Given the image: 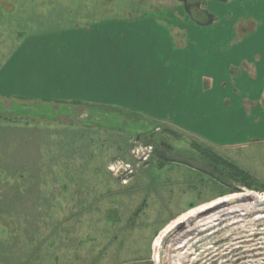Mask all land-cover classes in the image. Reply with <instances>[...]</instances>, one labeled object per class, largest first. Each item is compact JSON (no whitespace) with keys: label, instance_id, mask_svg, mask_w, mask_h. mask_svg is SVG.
Masks as SVG:
<instances>
[{"label":"rangeland","instance_id":"obj_1","mask_svg":"<svg viewBox=\"0 0 264 264\" xmlns=\"http://www.w3.org/2000/svg\"><path fill=\"white\" fill-rule=\"evenodd\" d=\"M255 20L264 0H0V264H157L175 220L264 195ZM85 26L118 49L69 66L96 31L63 30ZM249 211L166 240L163 263L264 264Z\"/></svg>","mask_w":264,"mask_h":264},{"label":"bare ground","instance_id":"obj_2","mask_svg":"<svg viewBox=\"0 0 264 264\" xmlns=\"http://www.w3.org/2000/svg\"><path fill=\"white\" fill-rule=\"evenodd\" d=\"M261 192H248V197L243 198L242 194L240 195L241 197H225L222 199H218L216 201H213L211 203L205 204L203 206L202 209L200 210H204V209H209L212 207H215L217 205L218 208L212 209V211H208L207 213H205L204 215H200L198 217H196L195 219H190V220H185L188 216L195 214L197 211H190L187 214H185L184 216L180 217L179 219L175 220L170 226H168V228L166 230L163 231V233L157 238L156 242H155V247H156V262L157 264H164V256L160 254L161 252V248H163L164 242L166 240H170V242H173L177 239V237L179 236L180 233H183L185 231V229L190 230L193 229L195 227L200 226L202 223L206 222V223H210L212 222L213 219H218V215L221 216L224 214L223 220H227L230 217H237V214L231 216V215H225L229 214V213H235V212H239V216H245L246 214H248V212L250 213L252 211H264V195L260 194ZM243 198V199H241ZM250 201H258V205H253L250 207V205H248L250 203ZM260 201H263L262 204H260ZM222 204V205H221ZM259 209V210H256ZM199 210V211H200ZM243 211V212H240ZM245 211V212H244ZM204 213V212H203ZM217 213V214H216ZM217 215V216H214ZM221 220V221H223ZM219 222L217 223H212L207 227H211V225H217ZM178 225V226H177ZM187 227V228H186ZM204 229V228H203ZM202 229V230H203ZM201 230V231H202ZM199 233L196 232V234ZM193 237V236H192ZM165 238V239H163Z\"/></svg>","mask_w":264,"mask_h":264},{"label":"crops","instance_id":"obj_3","mask_svg":"<svg viewBox=\"0 0 264 264\" xmlns=\"http://www.w3.org/2000/svg\"><path fill=\"white\" fill-rule=\"evenodd\" d=\"M259 11H258V14H259ZM141 18H144V17H141ZM114 20L117 21L118 19L115 18ZM115 21H113V22H115ZM255 22H256V26L259 27V25H260L264 29V23L262 22V20H260V21L255 20ZM99 24L100 23H98L97 26H99ZM207 24H209V23H207ZM207 24L200 25L199 28L209 27V28H203V29H206L207 31H210V28L213 29L214 24L213 25H207ZM258 27L256 29H258ZM71 29L67 31L65 28L63 30L62 34L66 36L68 34L71 35L70 33L73 32L74 34L85 35L86 33H92L93 30L96 31V33H92L91 36H89V37H92L95 35L93 41L90 38L87 39L86 36H81V37H84V39H86V40H82V41H84L83 42L84 45H83V43H79V46L85 47V49H89V52H88L89 55L85 54V57L82 59L81 56H80V58H78L79 55H77V53L75 54V52H74L73 56L69 55L68 58H66V63L69 66L78 67L80 64L86 63L85 67L86 66L93 67L94 65H96V62L98 61L97 52H101V51L103 52V51H108V50L112 51L114 49H118L119 45H117V41L115 39V36H116L115 34L118 33V31H116L117 27H114L113 29H110V28L99 29L97 27L93 28V27L85 26V27H77V28H71ZM109 32H111V33H109ZM102 36H103V38H102ZM98 37H100V38H98ZM220 47L223 48L224 46L221 45ZM71 99H80V97L70 98L69 100H71ZM93 102H95V101H93ZM135 109L136 108H131V110H135Z\"/></svg>","mask_w":264,"mask_h":264},{"label":"water","instance_id":"obj_4","mask_svg":"<svg viewBox=\"0 0 264 264\" xmlns=\"http://www.w3.org/2000/svg\"><path fill=\"white\" fill-rule=\"evenodd\" d=\"M263 203V201H260V204H262ZM254 205H258V202H256Z\"/></svg>","mask_w":264,"mask_h":264}]
</instances>
